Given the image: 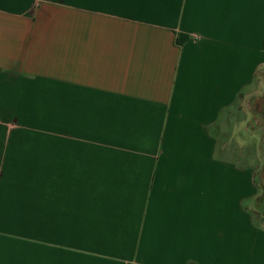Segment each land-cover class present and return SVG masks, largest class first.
I'll use <instances>...</instances> for the list:
<instances>
[{
    "label": "crops",
    "instance_id": "1",
    "mask_svg": "<svg viewBox=\"0 0 264 264\" xmlns=\"http://www.w3.org/2000/svg\"><path fill=\"white\" fill-rule=\"evenodd\" d=\"M262 73L264 0H0V264H264Z\"/></svg>",
    "mask_w": 264,
    "mask_h": 264
},
{
    "label": "rangeland",
    "instance_id": "2",
    "mask_svg": "<svg viewBox=\"0 0 264 264\" xmlns=\"http://www.w3.org/2000/svg\"><path fill=\"white\" fill-rule=\"evenodd\" d=\"M264 73L260 74L254 90L239 98L237 105L224 114L220 142L222 156L238 162L240 165L254 168L258 185V196L250 208L255 221L264 225ZM249 115L251 130L237 137L238 143L232 142L229 132L235 122H240ZM244 117L243 119H241ZM240 136V135H239ZM231 147V149L227 148Z\"/></svg>",
    "mask_w": 264,
    "mask_h": 264
},
{
    "label": "trees",
    "instance_id": "3",
    "mask_svg": "<svg viewBox=\"0 0 264 264\" xmlns=\"http://www.w3.org/2000/svg\"><path fill=\"white\" fill-rule=\"evenodd\" d=\"M244 117H242L241 119H243ZM231 130V129H230ZM231 159V158H230ZM241 164V163H240ZM242 165H243V163H242Z\"/></svg>",
    "mask_w": 264,
    "mask_h": 264
}]
</instances>
